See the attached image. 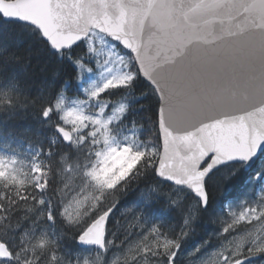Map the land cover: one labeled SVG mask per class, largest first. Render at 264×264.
I'll return each instance as SVG.
<instances>
[{"label":"snow or ice","instance_id":"snow-or-ice-1","mask_svg":"<svg viewBox=\"0 0 264 264\" xmlns=\"http://www.w3.org/2000/svg\"><path fill=\"white\" fill-rule=\"evenodd\" d=\"M13 31L53 66L30 94L0 47L3 111L32 105L52 137L23 191L18 155L0 154V264H264V0H0ZM61 144L58 183L39 158ZM160 201L180 218L167 234ZM124 210L155 243L133 247ZM206 222L218 229L184 251Z\"/></svg>","mask_w":264,"mask_h":264},{"label":"trees","instance_id":"trees-1","mask_svg":"<svg viewBox=\"0 0 264 264\" xmlns=\"http://www.w3.org/2000/svg\"><path fill=\"white\" fill-rule=\"evenodd\" d=\"M0 47H7L9 52L18 58L12 65L14 69H26L27 76L21 75L20 81L21 84H24L27 80V82L33 86L30 94L34 95L35 92L39 91L50 75L53 65L49 53L38 41H36L35 37L29 36L23 31L0 34ZM10 78V75L0 76V151L3 153L15 152L18 155L19 162L22 163L23 168L26 170L23 174L25 184L20 186L23 191L24 188L30 187V178L35 175V173L31 172L29 166L32 153L35 152L37 148L42 147L47 149L50 147L49 140L52 137V129L40 122L36 115V109L30 104L21 107L20 103H17L16 107L13 109L14 115L12 118H8L3 111V107L7 103L4 93L7 92V85ZM9 95H11V93H9ZM65 151L66 149L61 144V146L53 148L54 155L51 157L41 156L39 158L44 166L55 168L58 183L62 179L59 174L60 168L66 166L61 155V153ZM48 175L52 176V173L49 172ZM12 187L13 185H9L7 190H11ZM5 191V186L3 182L0 181V195H4ZM158 207L161 209V212L158 214V219L161 221L162 231L167 234L170 228H178L180 225V218L174 215L169 216L164 201H160ZM234 210L237 211L240 209L235 208ZM134 215L135 213L131 210H124V214L121 215V232H124L125 229L129 230L128 223L135 221L133 219ZM216 228H218V224L209 225L206 222L200 229L197 240L204 239L210 231H216ZM53 231L59 233L60 227L57 226ZM69 240L70 239L65 238L61 241V245L63 247L66 243L68 249L73 251L71 243L75 242ZM190 242L188 243L190 244ZM188 243L185 245V248H188Z\"/></svg>","mask_w":264,"mask_h":264},{"label":"rangeland","instance_id":"rangeland-1","mask_svg":"<svg viewBox=\"0 0 264 264\" xmlns=\"http://www.w3.org/2000/svg\"><path fill=\"white\" fill-rule=\"evenodd\" d=\"M67 127L69 130H71L70 126H67ZM0 154H4V153L0 151ZM25 172H26V170L23 168L22 163L19 162V166L17 167V173H16L17 181L24 180L23 174ZM67 182L71 183L70 180ZM81 195H83V194H81ZM70 211H71V209H70ZM237 211H239V210H237ZM135 224H136L135 221L128 223L129 226H134ZM141 227H143V226H141ZM160 241H161V243L163 242V240H160ZM136 242L155 243V241L153 240V234H151V233L147 234V236L136 235L134 240H133V247H134V244ZM130 256H131V253H129V257ZM85 258H88V257H85ZM110 258L112 260V264H124V257H123V255H121L120 252H116L115 254H110ZM213 261H214V255L212 253L208 257H206V264H213Z\"/></svg>","mask_w":264,"mask_h":264},{"label":"flooded vegetation","instance_id":"flooded-vegetation-1","mask_svg":"<svg viewBox=\"0 0 264 264\" xmlns=\"http://www.w3.org/2000/svg\"><path fill=\"white\" fill-rule=\"evenodd\" d=\"M217 229H218V228H216V230H217ZM129 230H132L134 233H136V235H140L138 229L134 228L133 226H129ZM125 231H126V229L124 230V232H125ZM147 234H149V233H148L147 231H145V232L143 233L142 236H147ZM208 235H209V234H208ZM208 235H207V236H208ZM140 236H141V235H140ZM158 239H159V240H163L164 237L161 236V237H159ZM199 241H200V240H197V237L194 238L193 241L190 242V244L188 243V248H184V251H187L188 249L194 247L195 244H196L197 242H199ZM213 246H214V245H213ZM63 247H64L65 249H67V248H68V245L65 243ZM71 248L73 249V251H82V252H87V251H89V249H83V248L80 247V245H76V243H71ZM205 251H207V249H206ZM210 254H212V252H209L208 256H209ZM208 256H207V257H208ZM85 257H87V253H85ZM257 264H258V262H257Z\"/></svg>","mask_w":264,"mask_h":264},{"label":"water","instance_id":"water-1","mask_svg":"<svg viewBox=\"0 0 264 264\" xmlns=\"http://www.w3.org/2000/svg\"><path fill=\"white\" fill-rule=\"evenodd\" d=\"M192 2H194V0H192ZM82 248L88 249L87 246H82L80 245Z\"/></svg>","mask_w":264,"mask_h":264},{"label":"bare ground","instance_id":"bare-ground-1","mask_svg":"<svg viewBox=\"0 0 264 264\" xmlns=\"http://www.w3.org/2000/svg\"><path fill=\"white\" fill-rule=\"evenodd\" d=\"M166 223V222H165ZM176 224V223H175ZM178 224V223H177ZM176 227V226H175ZM196 238V237H195ZM70 241V240H69Z\"/></svg>","mask_w":264,"mask_h":264}]
</instances>
